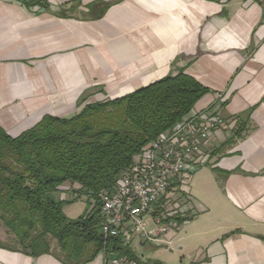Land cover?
<instances>
[{"label":"crops","instance_id":"0c3cea01","mask_svg":"<svg viewBox=\"0 0 264 264\" xmlns=\"http://www.w3.org/2000/svg\"><path fill=\"white\" fill-rule=\"evenodd\" d=\"M179 71L209 89L191 111L226 127L206 163L182 175L194 217L143 250L164 264H264V0H0V126L10 136ZM79 187L50 195L78 202ZM6 235L0 264H63L10 249ZM103 259L101 250L84 264Z\"/></svg>","mask_w":264,"mask_h":264},{"label":"trees","instance_id":"16d2710c","mask_svg":"<svg viewBox=\"0 0 264 264\" xmlns=\"http://www.w3.org/2000/svg\"><path fill=\"white\" fill-rule=\"evenodd\" d=\"M207 92L179 71L121 97L88 104L70 118L44 115L15 137L0 126V225L31 256L51 253L63 264L90 261L104 246L96 208L99 194L131 168L147 143L170 130ZM65 182L77 183L76 192L95 201L87 215L68 218L63 202L51 197ZM49 237L62 256L51 252ZM117 241L114 249L121 251Z\"/></svg>","mask_w":264,"mask_h":264},{"label":"built area","instance_id":"2783aa9c","mask_svg":"<svg viewBox=\"0 0 264 264\" xmlns=\"http://www.w3.org/2000/svg\"><path fill=\"white\" fill-rule=\"evenodd\" d=\"M225 127L226 120L219 114L190 111L147 143L135 155L131 168L99 194L102 264H140L139 256L125 251L135 238L141 245L154 242L194 217L186 207V192L175 189L176 184L190 166L206 163L215 134ZM149 223L154 227L149 229ZM116 241L121 251L114 249Z\"/></svg>","mask_w":264,"mask_h":264},{"label":"rangeland","instance_id":"374dc122","mask_svg":"<svg viewBox=\"0 0 264 264\" xmlns=\"http://www.w3.org/2000/svg\"><path fill=\"white\" fill-rule=\"evenodd\" d=\"M185 178H187L186 176H182L180 178L181 182L178 184L179 187L183 188L184 192L185 190ZM178 187V189H179ZM184 192H181V194H183ZM74 200V199H73ZM66 208V209H65ZM61 209L63 211V213L68 217V215H75L76 218L79 216H85L88 214V212L91 211L92 209V201L88 200V198L83 194L82 198L80 201L76 202H63V204L61 205ZM71 211V212H70ZM154 227L153 223H149L148 228L151 229ZM0 231H5V233L7 234V230L3 227V225H0ZM7 237H5L4 239V244L8 245V246H12L14 248H20L19 245L16 243V239L12 236V235H6ZM49 244H50V250L52 253H55L56 255L62 256L63 252L60 250V248L57 245V242L55 241V239H52L49 237L48 239ZM144 246L141 245L138 241L137 238L134 239V241L132 242V247L130 248V252L132 254H138L140 256V263H144L146 262V264H149L148 262L150 261H159V260H151L149 259V256L151 255L150 250L149 251H145L143 250ZM161 262V261H159ZM162 263V262H161ZM164 264V263H162Z\"/></svg>","mask_w":264,"mask_h":264}]
</instances>
